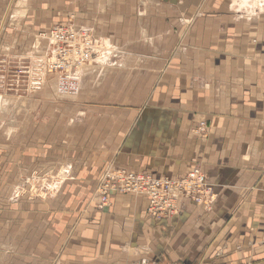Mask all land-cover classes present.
<instances>
[{"label":"crops","instance_id":"1","mask_svg":"<svg viewBox=\"0 0 264 264\" xmlns=\"http://www.w3.org/2000/svg\"><path fill=\"white\" fill-rule=\"evenodd\" d=\"M133 1L0 0V72L19 97L13 109L26 110V75L8 69L33 64L32 47L49 46L56 24L75 19L128 55L98 74L97 100L87 101L94 113H85L84 142L71 148L64 187L73 188L62 194L87 204L58 217L53 264H263L264 0H236L237 8L229 0H146L152 11L140 15L127 10ZM48 82L55 87L54 77ZM55 106L28 105L38 110L26 122L35 124L36 148L45 139L42 109ZM22 133L21 155L34 141ZM111 166L171 179L197 166L213 197L160 219L132 194H113L100 208L97 181Z\"/></svg>","mask_w":264,"mask_h":264},{"label":"rangeland","instance_id":"2","mask_svg":"<svg viewBox=\"0 0 264 264\" xmlns=\"http://www.w3.org/2000/svg\"><path fill=\"white\" fill-rule=\"evenodd\" d=\"M93 2L96 3V0ZM133 3L136 5L126 6L129 13L140 15L152 11L151 6H147L146 0L133 1ZM239 3L240 1L229 0V4L234 8ZM170 5V2L164 4L166 12L172 10ZM116 9L118 11L122 9L124 14L123 9L125 8ZM103 13L108 15V10L101 12ZM68 22L77 29H81L76 25L75 19L68 20ZM46 39L49 46H44L39 41L35 48L32 47L29 56L34 54L32 57L35 59L48 53L51 46L48 36ZM100 39L105 41L103 48L109 50V54L105 57L101 55L94 57L86 65L81 82L82 88L75 96L68 97L58 94L56 85L53 87L48 80L43 84L42 90L32 89L27 83L29 79H33V72L29 74L31 75L29 78L25 72L28 70L26 67L21 70L11 67L8 69L10 75L13 71L15 75L20 73L22 76L26 75L25 82L23 78L20 79L21 84L26 86L19 92L20 95H24L25 103L27 102L24 106L26 110L13 109L19 97L11 85V79H9L11 84L6 85L7 82L3 81L0 72V264H53L55 257L48 251V246L52 241L50 236L53 235L54 228L58 225V217L64 211L81 210L87 204L86 202L67 201L62 195L64 191L68 193L73 188V186L64 187L65 182L73 177L69 167L72 162H70V151L80 141L84 142L85 113H94L93 110H88L90 105L87 101L89 98L97 100L98 74L100 75L102 70L110 69L113 64L117 65L127 61L128 57L127 54H120V51L114 49L109 39L105 37H100ZM29 62L26 65L32 69L31 59ZM41 99L51 101L57 106L42 109L41 115L45 119L43 126L45 139L41 142L42 146L36 148L34 147L37 145L35 124H26V122L27 118H35L34 112L38 113V110L28 105ZM22 132L25 135L29 133L30 138L34 140L29 143L35 144L28 152L23 150V155H21L23 143L20 141ZM14 136L16 137V141L13 142L15 152L11 157V151L14 148L12 149L13 144L11 145L10 141ZM62 159L64 162L61 166L58 163ZM57 164L59 165L58 172L55 171ZM24 168L26 173L23 172Z\"/></svg>","mask_w":264,"mask_h":264},{"label":"built area","instance_id":"3","mask_svg":"<svg viewBox=\"0 0 264 264\" xmlns=\"http://www.w3.org/2000/svg\"><path fill=\"white\" fill-rule=\"evenodd\" d=\"M51 49L35 58L33 68L26 67L27 76L33 72L28 85L39 89L48 80L55 78L57 93L75 96L82 88L84 68L94 57H105V41L94 32L82 27L77 29L71 23L56 24L48 35ZM31 69V71H29ZM24 72V73H25ZM28 80V79H27ZM264 102V92H263ZM206 124L198 131L204 132ZM96 195L100 208L111 203V195H137L148 200L147 213L154 219L174 217L181 213L183 202L191 200L197 205L208 206L212 199L213 186L201 168L191 167L188 172L176 178L155 177L148 172L128 171L117 166L105 169L98 180ZM264 264V262H263Z\"/></svg>","mask_w":264,"mask_h":264},{"label":"bare ground","instance_id":"4","mask_svg":"<svg viewBox=\"0 0 264 264\" xmlns=\"http://www.w3.org/2000/svg\"><path fill=\"white\" fill-rule=\"evenodd\" d=\"M245 1H246V0H245ZM255 2H256V1H255ZM255 2H254V3H255ZM242 4H243V3H242ZM251 5H252V4H251ZM258 5H259V4H258ZM258 5H257V6H258ZM245 7H246V6H245ZM255 7H256V5H255ZM253 8H254V6H253ZM0 31H1V28H0Z\"/></svg>","mask_w":264,"mask_h":264}]
</instances>
